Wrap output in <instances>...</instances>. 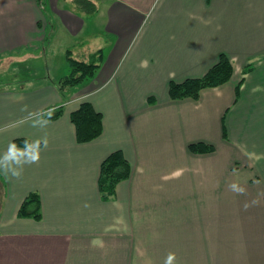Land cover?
<instances>
[{
	"label": "crops",
	"instance_id": "crops-1",
	"mask_svg": "<svg viewBox=\"0 0 264 264\" xmlns=\"http://www.w3.org/2000/svg\"><path fill=\"white\" fill-rule=\"evenodd\" d=\"M89 1L90 13L80 0H0V56L25 74L0 89V264H264V0ZM67 49L103 60L60 90L67 74L49 76L43 58ZM222 53L228 82L169 97ZM83 101L103 116L87 142L70 118ZM116 150L131 173L105 200L101 163ZM32 192L40 219L18 215Z\"/></svg>",
	"mask_w": 264,
	"mask_h": 264
},
{
	"label": "trees",
	"instance_id": "trees-1",
	"mask_svg": "<svg viewBox=\"0 0 264 264\" xmlns=\"http://www.w3.org/2000/svg\"><path fill=\"white\" fill-rule=\"evenodd\" d=\"M45 10V0H36ZM85 9L90 13L95 10V4L89 0H80ZM65 57L70 67V72L58 81V87L63 90L67 87H73L81 84L87 79L95 76L100 67L103 55L102 49L89 54L87 59H76L72 56L71 50L67 49ZM251 69L248 65L244 72ZM233 75V64L230 58L225 54H220L217 62L213 64L208 71L195 78H187L181 82L171 81L169 84V97L173 100L186 97L198 98L201 91L207 87H215L228 82ZM241 82L236 85V94H239ZM153 99H149V101ZM63 112V106L50 108L42 113L49 119H56ZM71 121L76 128V138L79 142H87L97 138L103 131V116L88 101H83L79 108L70 115ZM225 132V129L223 128ZM16 145L28 146L30 143L25 138L14 140ZM189 148L193 152L203 153L211 152L214 146L202 142L191 143ZM131 173V165L121 150L110 153L101 163L98 187L103 199H110L116 191L117 184L127 179ZM19 216H28L35 219L41 218L40 198L36 192L30 193L23 200L19 211Z\"/></svg>",
	"mask_w": 264,
	"mask_h": 264
},
{
	"label": "rangeland",
	"instance_id": "rangeland-1",
	"mask_svg": "<svg viewBox=\"0 0 264 264\" xmlns=\"http://www.w3.org/2000/svg\"><path fill=\"white\" fill-rule=\"evenodd\" d=\"M85 7L83 5V8H85ZM55 55L56 56H47V57L44 56V58H43L45 61V64L48 65L49 76H51V75L52 76H55V75L56 76H63L65 74H68L70 72V67H69V64L67 62V59L60 57L59 54H57V53H55ZM1 57H2V55L0 56V89L6 88V87H11V85H14L15 83L19 84L15 79L17 78V76H20V77L24 76L25 74H21L24 72L18 71V69L13 67V66H12L13 68H11L10 67V63L12 61L11 59H2ZM41 61H43V60L42 59L36 60L33 58L31 61L27 62V64L29 66H32V63L33 64L42 63ZM57 62H58V65H56ZM58 66H60L59 70L62 72L57 71L56 68ZM60 74H62V75H60Z\"/></svg>",
	"mask_w": 264,
	"mask_h": 264
},
{
	"label": "clouds",
	"instance_id": "clouds-1",
	"mask_svg": "<svg viewBox=\"0 0 264 264\" xmlns=\"http://www.w3.org/2000/svg\"><path fill=\"white\" fill-rule=\"evenodd\" d=\"M31 148V146H30ZM6 159H16L17 162H19V156L17 155V152L14 149V146H10V154L7 155L5 157ZM40 159V155H39V142H36V147L31 148V150L29 151V155H28V159H27V163H37ZM5 172L7 173V171L5 170ZM21 175V171H13L12 172V176L14 177H19Z\"/></svg>",
	"mask_w": 264,
	"mask_h": 264
}]
</instances>
